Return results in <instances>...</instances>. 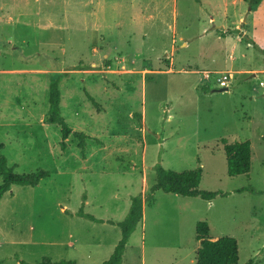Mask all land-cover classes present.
<instances>
[{
    "label": "rangeland",
    "instance_id": "1",
    "mask_svg": "<svg viewBox=\"0 0 264 264\" xmlns=\"http://www.w3.org/2000/svg\"><path fill=\"white\" fill-rule=\"evenodd\" d=\"M248 7L0 0L1 153L14 173L49 172L0 197V264H101L133 195L143 198L142 218L120 264H194L198 221L211 239H236L239 264H264V0ZM60 71V113L86 136L82 147L69 134L61 149L59 126L44 120L48 83ZM220 138L249 140L248 173L227 175ZM156 165L200 166L198 188L217 193L206 200L156 190L148 204ZM81 205L112 222L63 212ZM72 219L84 243L75 249L67 247Z\"/></svg>",
    "mask_w": 264,
    "mask_h": 264
},
{
    "label": "trees",
    "instance_id": "2",
    "mask_svg": "<svg viewBox=\"0 0 264 264\" xmlns=\"http://www.w3.org/2000/svg\"><path fill=\"white\" fill-rule=\"evenodd\" d=\"M250 8H255L262 0H243ZM229 30H227L228 32ZM223 33V31H221ZM67 72L60 71L55 77L50 78L48 83V108L44 120L48 123H55L59 126L61 141V149L65 146V139L69 134H73L79 140L78 145L83 146L86 136L79 131H72L66 123L64 117L60 113V91L58 83L62 75ZM93 104L94 98L87 94ZM220 143L225 154L226 173L228 176L246 174L251 166V147L249 140L243 141H227L220 138ZM3 144L0 143V197L8 191L11 185L35 186L41 179L49 177V172L43 169L36 170L31 173H14L12 168L8 166L6 158L1 153ZM155 177L149 185V198L146 201L150 204L153 201V194L156 190L165 193L177 194L186 197L198 196L202 199L210 200L217 193L216 191H204L198 188L201 168L174 171L163 168L160 165L154 166ZM143 198L141 195H133L130 197V204L125 217L117 222L120 228V238L113 247L109 257L101 264H120L126 241L130 233L134 230L137 223L142 218ZM67 214H72L66 210ZM77 216L86 218L93 222H112L111 220L97 218L92 214L84 212L82 205L73 213ZM208 225L205 221H198L195 224V239L198 241V247L195 250L194 264H239L238 263V245L232 236H220L211 239L208 234ZM30 264H75L71 259H58L52 261L48 257H43L40 261Z\"/></svg>",
    "mask_w": 264,
    "mask_h": 264
},
{
    "label": "crops",
    "instance_id": "3",
    "mask_svg": "<svg viewBox=\"0 0 264 264\" xmlns=\"http://www.w3.org/2000/svg\"><path fill=\"white\" fill-rule=\"evenodd\" d=\"M37 185V184H36ZM66 210L70 211L72 214L70 216H77L75 214H73L76 210L74 211H71L69 210L68 208H65L63 210V212L65 214L66 213ZM80 217V216H78ZM83 218V217H82ZM86 219V218H85ZM73 220V219H72ZM88 220V219H87ZM90 221V220H89ZM93 222V221H92ZM70 224H74L73 226H70L68 227V238L70 240H67L68 241V244H67V247L68 248H72V249H75L76 248V245L79 244V245H83V239L82 238H77L76 236L79 235L81 233V224L79 222H76V221H72ZM82 248V247H81ZM90 252L89 251H85L84 255H88ZM50 258V257H48ZM58 260V259H56ZM76 264V263H75Z\"/></svg>",
    "mask_w": 264,
    "mask_h": 264
},
{
    "label": "built area",
    "instance_id": "4",
    "mask_svg": "<svg viewBox=\"0 0 264 264\" xmlns=\"http://www.w3.org/2000/svg\"><path fill=\"white\" fill-rule=\"evenodd\" d=\"M226 79L225 75H222L218 78V82L224 81Z\"/></svg>",
    "mask_w": 264,
    "mask_h": 264
},
{
    "label": "water",
    "instance_id": "5",
    "mask_svg": "<svg viewBox=\"0 0 264 264\" xmlns=\"http://www.w3.org/2000/svg\"><path fill=\"white\" fill-rule=\"evenodd\" d=\"M250 9V7H248V10ZM217 91H222V90H227L226 86L220 87L218 89H216Z\"/></svg>",
    "mask_w": 264,
    "mask_h": 264
},
{
    "label": "bare ground",
    "instance_id": "6",
    "mask_svg": "<svg viewBox=\"0 0 264 264\" xmlns=\"http://www.w3.org/2000/svg\"><path fill=\"white\" fill-rule=\"evenodd\" d=\"M41 170V169H40Z\"/></svg>",
    "mask_w": 264,
    "mask_h": 264
}]
</instances>
